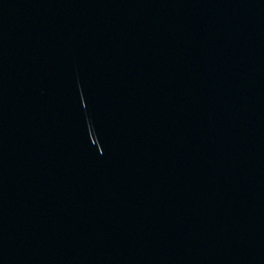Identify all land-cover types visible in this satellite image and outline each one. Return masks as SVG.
<instances>
[{
  "label": "water",
  "instance_id": "95a60500",
  "mask_svg": "<svg viewBox=\"0 0 264 264\" xmlns=\"http://www.w3.org/2000/svg\"><path fill=\"white\" fill-rule=\"evenodd\" d=\"M0 264H264V0H0Z\"/></svg>",
  "mask_w": 264,
  "mask_h": 264
}]
</instances>
